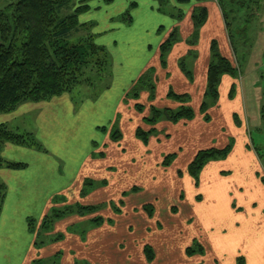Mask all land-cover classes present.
I'll list each match as a JSON object with an SVG mask.
<instances>
[{
	"label": "rangeland",
	"instance_id": "374dc122",
	"mask_svg": "<svg viewBox=\"0 0 264 264\" xmlns=\"http://www.w3.org/2000/svg\"><path fill=\"white\" fill-rule=\"evenodd\" d=\"M8 1L0 0V6ZM243 2L245 5L241 7ZM131 3L136 5L131 7ZM87 4L92 9L78 15V23L85 25L82 35H94V43L108 52L109 76L94 87H80L50 100L56 103L54 109L58 114L51 125L54 140L70 141V135L82 127L92 132L94 128L107 125L104 117L110 116L112 104L119 99L123 101L140 72L150 65L156 70L154 99L148 101L150 93L144 90L137 101L121 103L113 123L122 139L118 142L109 140L110 125L106 144L94 146L90 163L54 204L59 208L78 203L96 207V210L74 214L55 223L51 235L65 233L66 227L71 225L78 228L70 229L72 234H65L62 241L41 248L39 257L34 259L41 262L36 264H52L50 256L59 253L55 258L57 264H237L239 258L249 264L245 249L252 248L250 243L264 244V0L261 3L260 0H221V9L228 22L231 24L236 18L233 28L231 25L229 29L235 57L226 46H229V36L215 1L113 0L106 3L89 0ZM198 7H205L208 14L204 25L206 34H200V38L206 42L216 40L221 52L225 54L228 49L230 59L239 65L233 98L228 99L229 84L224 83L225 86L219 87L216 106L207 111L209 122H205L198 112L202 98L199 103L190 102L197 112L192 121L148 124L145 120L150 113V104L158 108L177 106L169 100L164 101L163 96L173 86L172 65L167 63L163 71L155 52L173 28L177 27L178 35L182 36L181 27H186L187 19L190 21L192 11ZM123 15L126 20L122 19ZM191 25L190 22L183 35L190 34ZM187 51L183 49L182 52L186 54ZM192 69L195 74V67ZM193 83L200 86L199 74L194 76ZM135 102L143 105L140 113L133 108ZM29 104L23 103L16 111L2 115L26 118V122L20 119L6 126L34 143L19 147L44 155L49 152L45 139H41L44 132L38 131L39 124L33 122L35 119L45 122L40 118L41 112L34 109L19 116L24 105ZM70 105L74 123L78 124L73 130L67 126ZM137 129L147 133L146 143L135 137ZM190 132L193 141L189 139L192 137ZM200 133L211 134L212 141L202 145L198 141ZM228 144L232 149L226 158L206 163L199 171L197 181L190 176L187 167L198 150L221 149ZM99 152L104 158H96ZM80 155L78 153L76 157ZM169 155L175 156L168 167L162 166V161ZM236 155L238 158L234 160ZM34 156H22V160H31ZM0 157L3 161L0 169H11L7 163L14 160L7 159L3 149ZM54 160L60 165L62 174L63 161L57 155ZM87 181L95 184L89 191L84 186ZM82 190L87 191L84 196L80 194ZM61 196L65 198L64 202ZM21 200L23 209H30L31 216L32 206L24 198ZM146 205L152 206L150 215L145 210ZM44 216L33 219L32 232L28 229L33 242L37 236L45 237L44 229H41ZM98 217L103 222H92ZM14 218L12 241L16 245L6 247L10 252L8 260L0 252V264H22L28 249L27 239L16 228L19 216ZM194 240L203 247V255L198 250L194 254L186 253ZM244 240L249 245H243V251L235 249V244ZM218 244L222 248L217 251L215 245ZM146 248L154 253L149 262ZM262 257L263 261L258 259L254 264L260 261L264 264V255Z\"/></svg>",
	"mask_w": 264,
	"mask_h": 264
},
{
	"label": "trees",
	"instance_id": "16d2710c",
	"mask_svg": "<svg viewBox=\"0 0 264 264\" xmlns=\"http://www.w3.org/2000/svg\"><path fill=\"white\" fill-rule=\"evenodd\" d=\"M89 0H9L7 4L0 6V115L13 112L23 103H39L57 97L63 94H70L77 88L94 87L97 82L109 76L110 56L101 46L94 43V35H82L84 24L78 23V15L88 12L90 7ZM111 3L113 0H104ZM189 2V0H183ZM202 2L215 1L218 3V10L224 23L226 34L229 36V29L236 18L231 20V24L221 9V0H200ZM263 0H260V3ZM258 2V1H257ZM136 4L131 3L134 7ZM245 3H240L243 7ZM128 15V14H126ZM123 20H126L125 16ZM181 18L182 16L179 15ZM191 18L193 21H191ZM191 32L184 40L179 34L177 27L173 28L165 39L159 44L157 49L158 63L160 68L165 71L167 63L173 60L176 70L186 79L188 84L194 81L195 61L198 59L196 46L200 40V31L208 19L207 9L204 7L195 8L192 11ZM227 36V37H228ZM231 37H228V47L230 53L235 57V50L230 43ZM187 46V53L179 52V48L174 54V49L178 45ZM223 49V48H222ZM180 53V54H178ZM155 68L151 65L147 67L137 78L136 82L128 90L123 98V103L128 100L137 101L140 92L149 91L148 101H153L156 79ZM239 65L237 61L233 62L230 55L220 50L216 40L209 43L208 63L204 71V92L203 99L200 102L198 112L202 114L203 120L209 122L207 115L209 108L216 106L219 99V87L228 85V99H232L235 93L236 80L238 79ZM170 76V73H168ZM166 76H168L166 74ZM165 99L176 103V108L160 107L150 104V111L147 119L148 124H156L161 121L178 123L183 121H192L196 116V110L191 106V96L185 92H177L173 86L169 87ZM133 108L140 113L144 108L140 103H134ZM112 124L109 131V140L118 142L122 139L118 128ZM106 131L107 129H101ZM155 132V129L154 131ZM188 134V133H187ZM192 136V135H191ZM26 136L9 130L6 125H0V152L4 144L13 145H34L29 143ZM135 137L141 142L146 143L147 133L140 129L136 130ZM192 141L193 136L191 137ZM232 146L225 145L221 149L207 148L197 151L193 160L188 164L187 171L197 181V175L204 165L210 161H217L227 157ZM175 155H169L162 161V166L168 167L171 159ZM96 158H104L102 152L96 154ZM3 161L0 157V166ZM7 167L20 170L25 167L22 163H7ZM87 191L91 190L95 184L91 181L85 183ZM85 190L81 191V196L86 194ZM6 194V188L0 182V213ZM60 195L52 199L51 205L46 215L41 221L44 235L37 236L33 247L39 250L43 247L48 248L51 244L60 242L64 239L65 234H72L75 228L66 227L65 233L49 234L53 230L55 223L65 219L68 216L77 214L82 215L86 212L96 210V207L90 205H63L55 207V200ZM62 202L65 201L63 196L60 197ZM113 208H115L112 205ZM145 210L150 215L152 206L146 205ZM33 219L28 220V229L33 231ZM95 224L103 222V219L92 220ZM75 225V224H73ZM70 229H73L70 232ZM39 235V234H38ZM194 240L192 247L186 249V253L204 254V249ZM197 242V243H196ZM146 257L148 262L154 258V253L146 248ZM60 255V253H59ZM59 255L50 256V262L57 264ZM41 261L33 260L30 264H36ZM237 264H244V259L239 258Z\"/></svg>",
	"mask_w": 264,
	"mask_h": 264
},
{
	"label": "crops",
	"instance_id": "0c3cea01",
	"mask_svg": "<svg viewBox=\"0 0 264 264\" xmlns=\"http://www.w3.org/2000/svg\"><path fill=\"white\" fill-rule=\"evenodd\" d=\"M89 7L91 10V5ZM185 24V28L181 27V35L183 39L187 37L183 35V33L186 32L187 29L190 27V21L187 19ZM205 29L206 27L203 26L200 34L205 35ZM210 41L206 42L200 38L199 43L195 48L199 53V57L194 63L195 75H200L199 87L197 84L194 83L188 84L186 82V79H184V77L180 75L176 68L173 66V75L171 77L173 87L177 92H189L192 103H199L203 96L205 88L204 71L208 63ZM177 49L180 53H183V49H187V46L184 44L178 45L177 48L174 49V54L176 53ZM142 72H140V74ZM167 86H169L168 83ZM193 89L194 91L192 92ZM63 95L57 97H61ZM163 96H165V94ZM53 98L39 103H31L29 105H24L23 112H21L19 115L21 116L22 114L27 113V111L34 109H37L39 113L41 112L40 118L43 119L45 122L43 123L38 119L37 121L36 119L33 120V122L39 124L38 131L41 130L44 132V135L41 137V139H45V142L47 143L46 149L49 152L44 153V155L34 154L32 153V150H28L19 147L18 145H13L10 143L4 144L2 148L4 150L5 155H7V159L14 160L13 163H23L25 165V167L20 170L0 169V182L3 183L6 188V194L0 213V252L4 254L5 260H8L10 258V252L6 249V247L16 245L12 241V239L14 238H12L13 231L11 223L14 221V217L17 215L19 216V218H17L19 224L16 226V228L20 229L23 232L24 237L28 241V249L25 253V257L23 259L22 264H30L34 259L39 257L41 250H36L33 247V239L28 231V220L40 219L49 210L50 205L52 203V199L58 195L66 193V191L70 189V187L76 180L78 174L83 170L84 167H86L90 163L91 158L93 156V152L95 151L94 146H96V144H98V146H103L104 144H106L107 130L102 131L101 129H108L110 125L112 126V124H114L113 122L115 120L116 113L119 112L122 103L121 99H119L116 104H112L110 116L104 117L107 122V125L105 124L102 127L94 128V131L92 132H90L87 127H82L70 135V141L67 139H57L56 141L54 140L56 138L53 136L54 131L51 128L53 120L58 118V114L54 109L56 103H54V101H50ZM165 100L167 99H164V101ZM47 101L50 102L47 103ZM83 113L85 112L83 111L82 114ZM217 116L218 118H221L220 113H218ZM20 119L24 122L27 121L26 118L17 117V115H0V125H8L9 123L15 120L16 123ZM74 125L78 127V124L74 123L73 108L70 105L67 126L70 130H73ZM187 128L188 126L185 129ZM185 129L183 127L182 131L185 132ZM34 131L36 132V127L34 128ZM191 133L192 132L189 133V136H191ZM199 135L200 137L198 141L202 145H207L212 141L211 136H209L211 134L207 135L200 133ZM216 135L218 134L216 133ZM189 139H191V137ZM78 153L81 155L76 157V154ZM56 155L59 157V159L63 161L64 164L62 174L60 165H58V163L54 160V158H56ZM22 156L34 157L31 160L23 161ZM237 158L238 155L234 157V160H236ZM231 163L237 164L235 161L232 160ZM21 198H24L25 202L32 206L31 216L29 215L30 209H23V201L21 200ZM246 240H244L243 243H236L235 249L239 248L243 251V245H249V242ZM250 245H252V248L245 249L244 252V255L246 256V262H248L249 264H254L258 259L263 261L262 256L264 255V244H258L259 249L258 245H255L253 243H250ZM215 247V250L218 251L222 248V245L218 244L215 245ZM261 261L259 262V264H263L261 263Z\"/></svg>",
	"mask_w": 264,
	"mask_h": 264
}]
</instances>
